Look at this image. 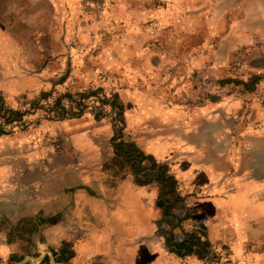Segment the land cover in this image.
Returning <instances> with one entry per match:
<instances>
[{
	"label": "rangeland",
	"instance_id": "1",
	"mask_svg": "<svg viewBox=\"0 0 264 264\" xmlns=\"http://www.w3.org/2000/svg\"><path fill=\"white\" fill-rule=\"evenodd\" d=\"M253 2L0 0V186L24 195L32 210L38 197H45L46 211L58 205L54 195L62 198L61 211L11 227L6 236L18 250L2 264H25V256L53 264L49 252L65 264L47 242L49 227L64 226L72 214L67 195L81 188L99 193L119 178L153 194L161 210L156 233L171 252L226 263L225 250L208 240V220L218 216L222 223L226 204H235L230 224L241 225L242 200L199 196L239 187L215 185L226 178L244 182L243 194L264 196V142L251 139L264 136V25L238 26L250 19ZM232 29L246 43L220 41ZM119 142L126 143L122 152ZM185 142L191 149L184 151ZM194 148L219 170L196 173L199 185L179 184L181 171L190 176ZM157 164L171 178L159 180ZM162 184L170 191L163 197ZM159 199L169 204L166 214Z\"/></svg>",
	"mask_w": 264,
	"mask_h": 264
},
{
	"label": "crops",
	"instance_id": "2",
	"mask_svg": "<svg viewBox=\"0 0 264 264\" xmlns=\"http://www.w3.org/2000/svg\"><path fill=\"white\" fill-rule=\"evenodd\" d=\"M251 6L253 14L250 19L238 22V26L247 23H253L254 26L264 25V1L260 3V0H255ZM224 16L227 15L224 14ZM228 26L230 23L226 22L225 30L228 29ZM235 29H232L231 33L222 34L220 41L232 39L246 43L248 38L237 33L240 29ZM262 29L264 30V27ZM256 31V34H261L260 29L257 28ZM211 52L217 54L218 49ZM250 66L254 67V65ZM222 69L224 70V66ZM253 71L256 73L260 69ZM239 81L242 82L243 80ZM226 115L229 114L226 113ZM193 117V121L201 119L200 115ZM210 119L215 118L209 117L207 120ZM179 120L182 122L180 118ZM183 126H185L184 123ZM251 139L254 142L257 140L264 142V136L252 137ZM183 146L185 151L188 148L186 142ZM262 149L264 151V146ZM199 151L201 150L194 148L190 152L189 160L187 159L190 176H186L185 171H181V174L178 175L179 184L183 183L189 186L198 183L197 185H199L196 173L211 174L219 170L213 165V160L206 162L207 160L200 156ZM206 170H210V173ZM104 180L103 183L107 184L108 180L106 178ZM216 181L220 182H216L215 185L227 184L229 187L230 184L236 183L237 185L239 183V187L224 195L199 196V200L237 202L240 197L243 204L241 214L245 216V220L241 225H235L236 223L232 224V222L230 224V218L238 207L235 204H226V212L222 214L225 216V220L222 223L221 221L217 222L218 216H214L215 221L213 218L208 220L210 222V225L206 224L207 232L210 233L208 240L214 246H218L217 249L225 250L226 258H223L227 260L225 264H264V205L259 204L264 202V196L260 201L253 193L243 194L240 192L246 186L244 182L243 184L232 182L228 178ZM209 183L210 186L214 184L210 180ZM6 185L0 186V208L5 210L4 215L7 218L6 222H8L3 224L0 221V264L8 260L18 250L19 242L15 241L13 237L6 236L7 233H12L11 227L14 224L36 214L47 215L50 212L55 214L62 209L60 194L54 195V201L58 200V205H54L52 211H46L44 196L41 199L38 197L37 205L32 210L28 198L26 199L24 195H19L18 198L14 197L12 188L9 191ZM4 187L5 191L2 192ZM214 189H218L217 186ZM152 196V193H147L146 185L137 184L129 178H119L116 186L113 187V185L108 184L107 189H100L99 193H91L81 188L72 194H68L66 199L73 202V210L72 214L67 217V224L63 226L61 221H55L51 228L49 227L53 237L52 241L47 242V244L52 245L51 248L56 261L61 257L60 262L65 264H218L194 254L176 255L165 246L163 238L156 233V222L161 210L154 207ZM254 200L258 202L251 203ZM258 204L261 206L259 207ZM15 210L16 212H14ZM40 227L44 229L43 231L46 230V224ZM234 234L240 235L235 237ZM218 240L222 241L219 242ZM46 249L43 248L40 251L44 254ZM64 253H66L65 256H63ZM41 262V260L39 262L27 261L25 264H40Z\"/></svg>",
	"mask_w": 264,
	"mask_h": 264
},
{
	"label": "trees",
	"instance_id": "3",
	"mask_svg": "<svg viewBox=\"0 0 264 264\" xmlns=\"http://www.w3.org/2000/svg\"><path fill=\"white\" fill-rule=\"evenodd\" d=\"M241 82V81H240ZM241 83H243V85L245 86V88H248V83L247 82H241ZM1 133V132H0ZM126 143H124V142H119L118 144L116 143L115 144V149L117 150V148H119V151H121L122 152V150H123V146L125 145ZM129 145H131V146H134L133 145V143H129ZM131 154H129V156H130ZM154 165H156V164H154ZM156 167H160L161 168V170H160V172L158 173V175H157V177H158V179L159 180H163L165 177H167V179H169V178H171L170 177V175H168V174H166L164 171H163V169H164V167H163V165H161V164H157V166ZM147 179L148 178H146V180L145 181H142V180H138L137 182L138 183H144V182H146L147 181ZM162 192L160 193L161 195H162V197L164 196V195H166L168 192H170V191H167L166 189H164V185L162 184ZM173 190H171V192H172ZM157 204H158V206L159 207H162V211H163V213L164 214H166L167 212H168V206H169V204L167 203V200H165V199H159L158 201H157ZM189 236H192V234H189Z\"/></svg>",
	"mask_w": 264,
	"mask_h": 264
},
{
	"label": "water",
	"instance_id": "4",
	"mask_svg": "<svg viewBox=\"0 0 264 264\" xmlns=\"http://www.w3.org/2000/svg\"><path fill=\"white\" fill-rule=\"evenodd\" d=\"M49 253H50V257H51V262H53V264H60V263L55 262L53 255L51 254V252H49ZM42 259H43V256H25L20 263H24L27 261H40ZM15 264H19V263H15Z\"/></svg>",
	"mask_w": 264,
	"mask_h": 264
}]
</instances>
